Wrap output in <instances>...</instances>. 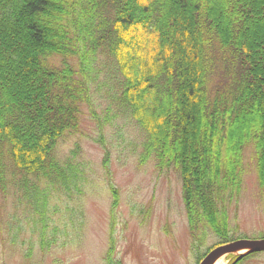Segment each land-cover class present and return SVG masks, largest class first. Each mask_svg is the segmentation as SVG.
<instances>
[{
    "label": "trees",
    "instance_id": "trees-1",
    "mask_svg": "<svg viewBox=\"0 0 264 264\" xmlns=\"http://www.w3.org/2000/svg\"><path fill=\"white\" fill-rule=\"evenodd\" d=\"M263 36L264 0H0V190L82 180L79 144L58 149L104 102V125L143 136L141 162L181 171L194 241L228 240L245 149L264 180Z\"/></svg>",
    "mask_w": 264,
    "mask_h": 264
},
{
    "label": "rangeland",
    "instance_id": "rangeland-1",
    "mask_svg": "<svg viewBox=\"0 0 264 264\" xmlns=\"http://www.w3.org/2000/svg\"><path fill=\"white\" fill-rule=\"evenodd\" d=\"M172 12L176 20L187 17L186 10ZM98 105L94 114L85 111L77 140L64 141L58 149L59 158L66 160L79 144L75 160L84 161L78 169L82 180L62 187L43 181L37 188L23 186V191L14 176L0 190V264H197L223 236L200 226L194 241L181 171L157 166L152 158L141 162L143 136L121 118L104 125L105 104ZM244 165L239 194L233 192L226 220L219 219L233 240L238 234L264 236V180L257 179L251 149L244 151ZM43 190L48 193L45 202H34ZM195 243L199 247L192 249Z\"/></svg>",
    "mask_w": 264,
    "mask_h": 264
},
{
    "label": "water",
    "instance_id": "water-1",
    "mask_svg": "<svg viewBox=\"0 0 264 264\" xmlns=\"http://www.w3.org/2000/svg\"><path fill=\"white\" fill-rule=\"evenodd\" d=\"M238 249H250L252 251H262L264 250V239L258 241H247V240H240L231 242L227 245L220 246L213 251H211L202 261L200 264H212L216 258L219 256L235 252Z\"/></svg>",
    "mask_w": 264,
    "mask_h": 264
},
{
    "label": "flooded vegetation",
    "instance_id": "flooded-vegetation-1",
    "mask_svg": "<svg viewBox=\"0 0 264 264\" xmlns=\"http://www.w3.org/2000/svg\"><path fill=\"white\" fill-rule=\"evenodd\" d=\"M239 239L249 240L251 238L244 236L237 238V240ZM220 264H264V251L255 252L248 249L238 251L236 255H225Z\"/></svg>",
    "mask_w": 264,
    "mask_h": 264
},
{
    "label": "bare ground",
    "instance_id": "bare-ground-1",
    "mask_svg": "<svg viewBox=\"0 0 264 264\" xmlns=\"http://www.w3.org/2000/svg\"><path fill=\"white\" fill-rule=\"evenodd\" d=\"M219 260H220V259H219ZM219 260L215 261L214 264H220L221 261H219Z\"/></svg>",
    "mask_w": 264,
    "mask_h": 264
}]
</instances>
